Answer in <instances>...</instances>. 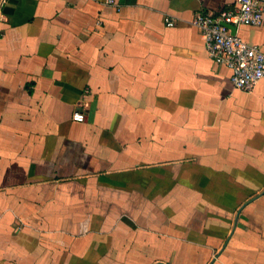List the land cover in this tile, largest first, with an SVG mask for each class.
<instances>
[{"label":"crops","instance_id":"crops-1","mask_svg":"<svg viewBox=\"0 0 264 264\" xmlns=\"http://www.w3.org/2000/svg\"><path fill=\"white\" fill-rule=\"evenodd\" d=\"M108 1L3 2L0 264H264V79L192 24L237 0Z\"/></svg>","mask_w":264,"mask_h":264},{"label":"built area","instance_id":"built-area-1","mask_svg":"<svg viewBox=\"0 0 264 264\" xmlns=\"http://www.w3.org/2000/svg\"><path fill=\"white\" fill-rule=\"evenodd\" d=\"M4 0H0V10ZM114 5L113 0L108 1ZM264 0H237L232 8L213 15L205 11L196 14L192 24L202 35L205 49L211 59L232 71V82L236 89L250 93L264 79V45L252 46L231 29L241 26H260L264 19ZM1 18V12H0ZM169 26L174 21L166 20ZM75 122H84L81 111L74 113Z\"/></svg>","mask_w":264,"mask_h":264},{"label":"water","instance_id":"water-1","mask_svg":"<svg viewBox=\"0 0 264 264\" xmlns=\"http://www.w3.org/2000/svg\"><path fill=\"white\" fill-rule=\"evenodd\" d=\"M226 27H228L229 29H231V32L233 35L237 34V28L232 26V25H225Z\"/></svg>","mask_w":264,"mask_h":264}]
</instances>
